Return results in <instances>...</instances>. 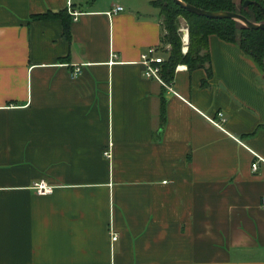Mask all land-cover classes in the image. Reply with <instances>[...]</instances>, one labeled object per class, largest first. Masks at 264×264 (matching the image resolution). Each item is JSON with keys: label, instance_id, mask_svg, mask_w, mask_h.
Listing matches in <instances>:
<instances>
[{"label": "crops", "instance_id": "crops-1", "mask_svg": "<svg viewBox=\"0 0 264 264\" xmlns=\"http://www.w3.org/2000/svg\"><path fill=\"white\" fill-rule=\"evenodd\" d=\"M152 1L0 0V264H264V72L210 36L208 87L145 78Z\"/></svg>", "mask_w": 264, "mask_h": 264}, {"label": "trees", "instance_id": "trees-1", "mask_svg": "<svg viewBox=\"0 0 264 264\" xmlns=\"http://www.w3.org/2000/svg\"><path fill=\"white\" fill-rule=\"evenodd\" d=\"M196 8L208 12H238L254 23L264 22V0H241L237 5L234 0H181ZM250 1L248 8L245 2ZM152 6L159 11L163 20L162 46L168 45L170 49L167 58L162 65L163 79L167 84L174 81L175 72L180 65L188 67L189 71L205 69L208 79L203 82V87L209 86V80L213 76L211 56L209 50L210 36H217L222 41L238 45L243 52L252 59L263 71L264 64V30H251L241 23L224 19L212 20L201 17L181 8L173 0H153ZM35 20L57 19L64 25V35L71 41L72 18L66 12L35 16ZM181 19H184L189 27V48L183 53V34L181 32ZM264 72V71H263Z\"/></svg>", "mask_w": 264, "mask_h": 264}, {"label": "built area", "instance_id": "built-area-1", "mask_svg": "<svg viewBox=\"0 0 264 264\" xmlns=\"http://www.w3.org/2000/svg\"><path fill=\"white\" fill-rule=\"evenodd\" d=\"M124 11L123 7L117 6L113 9V11H111L110 13H108L110 16L116 15L118 13H121ZM71 16H73L74 20L76 21L78 19V17L81 15V13L77 12V11H71ZM182 34H183V53L186 54L188 52V48H189V43H190V39H189V29H185L183 28L181 30ZM162 48H158V47H154V48H150L146 53H144L141 56V65L144 68V77L150 80H156L157 82H159L160 84H162L163 86H165L166 88L170 89V91L172 90L170 88V84H167L162 76L163 73V68L162 65L165 62V58L162 56ZM180 68V67H178ZM82 67L81 66H77L75 67L72 75L74 77H78L82 74ZM208 121L213 124L214 126H216L219 129H224V126L227 122V118L225 116V114L223 112H218L216 117H208ZM262 161L260 158H258V161L255 162L253 164V170L257 171L258 167H259V162ZM34 189L36 190L38 195H48L52 192V187H49L46 183H39L36 184ZM263 205H264V201H263ZM118 240V236L116 234L113 235L112 237V241H117Z\"/></svg>", "mask_w": 264, "mask_h": 264}, {"label": "water", "instance_id": "water-1", "mask_svg": "<svg viewBox=\"0 0 264 264\" xmlns=\"http://www.w3.org/2000/svg\"><path fill=\"white\" fill-rule=\"evenodd\" d=\"M177 5H179L184 10L188 11L189 13L205 17L212 20H234L237 22L242 23L245 27L251 30H264V22L263 23H254L248 20L246 17H244L242 14L236 12H208L199 8H196L190 4H187L181 0H173ZM251 4L250 1L245 2L244 7L248 8V6ZM263 71H264V64H263Z\"/></svg>", "mask_w": 264, "mask_h": 264}, {"label": "rangeland", "instance_id": "rangeland-1", "mask_svg": "<svg viewBox=\"0 0 264 264\" xmlns=\"http://www.w3.org/2000/svg\"><path fill=\"white\" fill-rule=\"evenodd\" d=\"M238 13H240V8L238 9ZM161 19V18H160ZM161 22L163 23V20L161 19ZM180 23H181V30L183 29V28H185V29H189V27H188V24H187V22L184 20V19H181V21H180ZM240 23V22H239ZM242 24V23H241ZM243 25V24H242ZM163 47L164 48H168V49H170V47L168 46V45H163ZM163 55L165 56V52L163 53Z\"/></svg>", "mask_w": 264, "mask_h": 264}]
</instances>
